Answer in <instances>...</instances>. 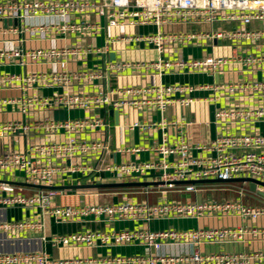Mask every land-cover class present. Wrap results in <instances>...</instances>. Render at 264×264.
I'll return each mask as SVG.
<instances>
[{
	"label": "built area",
	"instance_id": "built-area-1",
	"mask_svg": "<svg viewBox=\"0 0 264 264\" xmlns=\"http://www.w3.org/2000/svg\"><path fill=\"white\" fill-rule=\"evenodd\" d=\"M95 18V20H92ZM102 19L111 28L152 27V34L117 38L153 47L155 60L111 61L105 71H39L0 74V85L66 87L86 83L91 91L55 96L25 94L16 100L1 101L15 105L19 112L63 108L88 111L93 108H127L158 112L170 107L187 108L195 103L193 95L209 92L204 100L215 105L213 122L220 131L204 142H190L189 123L184 119L134 121L126 128L142 133L159 131V140L147 147H123V154L154 153V161L107 163L96 167L93 161L107 153L103 139H86L89 133H101L106 124L97 114L72 119H42L0 123V136L6 133L56 134L61 142L31 144L22 152L0 154V172L19 174L24 183L54 186L104 183L110 178L121 181L143 178L156 183L160 200H122L112 204L58 205L60 189H38L30 195L17 192L14 182H0V211L7 208L37 209L39 218L0 219V264H264V133L252 129L264 123V0H0V37L26 34L40 37H73L79 43L102 30ZM16 20L17 23L13 24ZM198 26L197 30L168 31L165 27ZM211 26L208 30L202 27ZM114 41V40H113ZM230 43L228 55L201 58L165 59L167 47L175 44ZM20 43V42H19ZM62 48L25 49L20 44L0 49V64L23 66L27 63H51L64 58L101 54L103 49L81 44ZM253 46L250 50L246 47ZM142 72L163 76L173 73L218 76L210 84L169 83L102 89L99 81L111 72ZM106 73V74H105ZM229 75L225 81L220 75ZM224 105L216 106L217 103ZM223 126L236 129L222 132ZM239 130H244L241 132ZM173 132V134H172ZM44 161V162H42ZM250 178L253 190L229 185L231 179ZM220 180L233 198L198 197L204 191L197 184H183L181 193L194 198L169 200L184 181ZM84 182V183H81ZM66 191V190H65ZM56 224L136 223L134 228L79 230L52 235V248L128 247L152 248L153 254L95 255L53 258L41 250L5 251L7 240H20L32 234L44 239V218ZM154 223H179L178 226L151 228ZM193 223V227L189 224ZM188 225V226H187ZM35 238V237H34ZM38 238V237H36ZM235 244L240 250L202 252L204 245Z\"/></svg>",
	"mask_w": 264,
	"mask_h": 264
},
{
	"label": "crops",
	"instance_id": "crops-1",
	"mask_svg": "<svg viewBox=\"0 0 264 264\" xmlns=\"http://www.w3.org/2000/svg\"><path fill=\"white\" fill-rule=\"evenodd\" d=\"M95 20V18H92ZM102 30L100 34L95 37L84 39L82 43L76 41L73 37H40L29 36L26 34L18 35H5L0 37V49L10 50L19 44L25 49H48V48H62L65 46L77 45L81 46H93L103 49L101 54L87 55L75 59L64 58L53 61L51 63H27L23 66H17L14 64L7 65L5 63L0 64V74L2 73H16L26 75L29 72L39 71H83V70H97L105 71L111 60L108 58V54L115 55V62L129 61V62H141L155 60L159 57L156 50L143 43L128 42L123 40H117V38L133 35L152 34L155 29L152 27L146 28H111L107 27L104 19H102ZM14 24V23H13ZM9 25V24H8ZM0 26L4 27V22L0 23ZM198 26H174L165 27L164 30L168 31H188L191 29L197 30ZM214 28L204 25L202 29L208 30ZM114 40V41H113ZM20 42V43H19ZM253 46H248L245 50H250ZM232 49L230 43L227 42H213V43H191V44H175L166 48L161 57L165 59H178V58H201L205 55H228ZM264 49V46H263ZM106 74V73H105ZM231 77L227 75H220L219 80H227ZM218 76L198 75V74H168L163 76H155L154 74H144L142 72H111L105 78L96 81L97 86L102 89L117 88L125 86H147L156 84H169V83H190V84H210L215 82ZM92 87L86 83L72 84L66 87H44L37 88L32 87L28 91L21 88V85H0V102L7 100H16L25 96L26 92L29 95L38 96H55L67 93H79L91 91ZM209 92H197L193 95L195 97V103L187 108L170 107L164 114H160L154 111L145 110H132L127 108H121L113 110L111 108H93L88 111L83 110H68L63 108L53 109H32L27 114H22L19 109L12 104L0 106V123L20 122V121H34L42 119H72L83 118L89 115L97 114L101 116L106 124L104 131L101 133H89L83 137L86 139H103L106 141L109 150L107 153H103L100 159L93 161L96 167H101L107 163H112L114 160L116 163L124 162H138V161H154L159 158L158 155L149 152H141L138 154H123L117 151L123 147H147L151 145L155 140H159L160 132H146L142 133L137 130L130 131L126 127L134 121L142 120H158L160 116H164L167 119H181L184 118L189 126L186 128V136L190 142L198 143L213 139L217 131L220 128L213 122V110L215 105L205 101L204 99L209 97ZM223 106L222 103H217L216 106ZM252 129L259 133H264V123H256L252 126ZM236 130V129H235ZM234 129L229 126H223L222 132H235ZM245 132L244 130H239ZM173 134V132H172ZM65 138L63 132L56 134L39 133H6L0 136V154L6 152H22L31 144H45L50 142H61ZM44 162V161H42ZM14 182L18 183L15 186L18 187L17 192L30 195L38 188L28 187L24 184V179L19 174H8L0 172V182ZM149 182L143 178H133L125 181H121L115 178H110L105 182ZM84 183V182H81ZM147 186H137L126 189H101V190H63V193L55 197V203L58 205H78V204H112L121 202L125 199L135 201H147L149 203H155L160 200V191L154 182ZM223 185L222 183H203L197 184L202 190H204L200 196L213 198L216 193L220 194L219 199H228L234 194L228 191L223 193L219 187L204 186V185ZM68 185L66 182H56L54 187ZM178 190L176 192H168L166 198L169 200H184L194 198L193 194H185L180 192L182 185L177 183ZM227 185V184H226ZM228 187V186H227ZM220 191V192H219ZM212 193V194H211ZM39 218L40 212L37 209H24V208H7L0 211V219H21V218ZM179 223L159 224L154 223L151 228H163L168 226H178ZM136 223H67L56 224L51 217L44 218V230L42 236L44 239H40V234H32V238L26 236L20 240H7L3 248L7 251H33L41 250L48 256L53 258H65V257H88L95 255H133V254H153L152 248H145L141 246H128V247H68L52 248L49 242L52 235L62 234L67 232H76L79 230H107L110 227L114 229L122 228H134ZM188 226V225H187ZM194 224L190 223L189 227H193ZM35 237V238H34ZM38 237V238H36ZM241 247L235 244H211L202 246L201 250L204 253L216 252L220 250H240Z\"/></svg>",
	"mask_w": 264,
	"mask_h": 264
},
{
	"label": "water",
	"instance_id": "water-1",
	"mask_svg": "<svg viewBox=\"0 0 264 264\" xmlns=\"http://www.w3.org/2000/svg\"><path fill=\"white\" fill-rule=\"evenodd\" d=\"M7 23L10 24V21H4V27L7 26ZM14 24L17 23L16 20L13 21ZM108 58L111 61H115V55L114 54H108ZM228 182H247L249 189L253 190L255 187L256 181L250 179V178H236L231 179ZM203 184V183H223V181L220 180H200V181H184L180 182V184ZM18 184V183H13ZM151 184L150 182H98L93 184H72V185H63V186H41V185H32L25 183V186L38 188V189H60V190H101V189H126L131 187H139V186H147ZM155 184V183H153ZM19 185V184H18Z\"/></svg>",
	"mask_w": 264,
	"mask_h": 264
},
{
	"label": "rangeland",
	"instance_id": "rangeland-1",
	"mask_svg": "<svg viewBox=\"0 0 264 264\" xmlns=\"http://www.w3.org/2000/svg\"><path fill=\"white\" fill-rule=\"evenodd\" d=\"M229 185L230 186H232V187H235V188H243V189H245V190H249V186H248V183L247 182H232V183H229ZM204 186H214V187H219V189L221 190V192H222V195L221 196H223V193H225V191H228V187H227V185H218V184H215V185H209V184H207V185H204ZM220 192V191H219ZM229 192V191H228ZM212 194V193H211ZM219 195L220 194H218V193H216V195L213 197L214 199H219ZM234 196H231V198H233ZM230 198V197H229ZM7 243V242H6ZM3 250H6L7 251V249H3Z\"/></svg>",
	"mask_w": 264,
	"mask_h": 264
},
{
	"label": "bare ground",
	"instance_id": "bare-ground-1",
	"mask_svg": "<svg viewBox=\"0 0 264 264\" xmlns=\"http://www.w3.org/2000/svg\"><path fill=\"white\" fill-rule=\"evenodd\" d=\"M4 248L3 247H1V250H3ZM6 251V250H5Z\"/></svg>",
	"mask_w": 264,
	"mask_h": 264
},
{
	"label": "trees",
	"instance_id": "trees-1",
	"mask_svg": "<svg viewBox=\"0 0 264 264\" xmlns=\"http://www.w3.org/2000/svg\"><path fill=\"white\" fill-rule=\"evenodd\" d=\"M112 190H115V189H112Z\"/></svg>",
	"mask_w": 264,
	"mask_h": 264
}]
</instances>
